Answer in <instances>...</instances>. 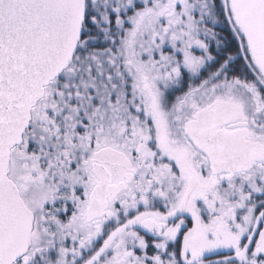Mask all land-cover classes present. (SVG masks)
Here are the masks:
<instances>
[{"label": "snow or ice", "instance_id": "1", "mask_svg": "<svg viewBox=\"0 0 264 264\" xmlns=\"http://www.w3.org/2000/svg\"><path fill=\"white\" fill-rule=\"evenodd\" d=\"M0 264H264V0H0Z\"/></svg>", "mask_w": 264, "mask_h": 264}]
</instances>
